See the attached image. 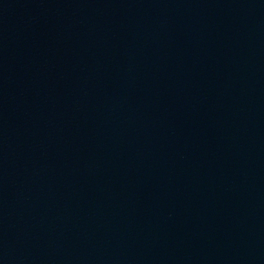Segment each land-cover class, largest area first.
<instances>
[{
    "label": "water",
    "instance_id": "95a60500",
    "mask_svg": "<svg viewBox=\"0 0 264 264\" xmlns=\"http://www.w3.org/2000/svg\"><path fill=\"white\" fill-rule=\"evenodd\" d=\"M0 264H264V0H0Z\"/></svg>",
    "mask_w": 264,
    "mask_h": 264
}]
</instances>
